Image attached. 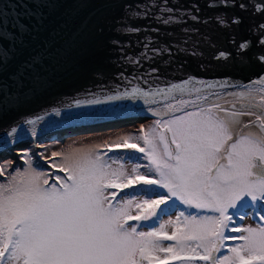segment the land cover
Instances as JSON below:
<instances>
[{
    "label": "snow or ice",
    "instance_id": "1",
    "mask_svg": "<svg viewBox=\"0 0 264 264\" xmlns=\"http://www.w3.org/2000/svg\"><path fill=\"white\" fill-rule=\"evenodd\" d=\"M256 10L264 14V7ZM254 83L262 87L235 94L236 101H246L239 107L233 102L231 108L210 104L185 111L190 101L173 97L165 114L182 115L164 119L153 111L161 116L153 127L104 145L142 157L53 153L49 167L66 174L56 177L59 186L41 182L44 174L31 169L0 184V264H264V77ZM185 89L134 87L87 103L150 104ZM176 201L213 215L176 209L173 219ZM250 208L254 218L259 215L256 227L236 226V217L246 218ZM225 240L239 243L225 254Z\"/></svg>",
    "mask_w": 264,
    "mask_h": 264
},
{
    "label": "water",
    "instance_id": "2",
    "mask_svg": "<svg viewBox=\"0 0 264 264\" xmlns=\"http://www.w3.org/2000/svg\"><path fill=\"white\" fill-rule=\"evenodd\" d=\"M257 5L264 0H0V150L53 126L135 116L111 126L129 127L146 121L137 119L143 112L165 110L173 97L190 101L187 111L261 88L254 83L264 77V14ZM185 84L184 92L150 104L87 103L134 87Z\"/></svg>",
    "mask_w": 264,
    "mask_h": 264
},
{
    "label": "rangeland",
    "instance_id": "3",
    "mask_svg": "<svg viewBox=\"0 0 264 264\" xmlns=\"http://www.w3.org/2000/svg\"><path fill=\"white\" fill-rule=\"evenodd\" d=\"M223 97V96H222ZM239 102V101H238ZM240 103V102H239ZM228 103H224L222 104V106H227ZM193 109H189L187 111L190 110H194ZM144 113V112H143ZM141 113V114H143ZM172 113L168 112L167 114L161 115L164 119H169L170 115ZM183 113H180L178 115H182ZM174 115V114H172ZM161 116H142V115H137V119L140 118H146V121L142 122V123H138V124H134L132 126L129 127H123V128H111V126L114 124L116 125V123L118 122H122V121H127V120H133L136 119L135 116H131L129 118L126 119H120V120H96L95 122H93L92 124H88L87 126H81V128L75 127L73 129H70L64 133H54L51 136H43V135H39V136H34L32 138H29V140H27L24 144L21 145H15L10 144L5 146V154H3L2 156H0V173H3V175H0V180L5 181V185L9 183V181L12 179L13 176H17L19 173L24 172L26 170H34L32 165L26 161V159L22 156V152H25L27 149L30 150L29 146H34L36 147V149L31 153L33 154V157L38 161V164H41L42 167L51 169L53 170H57L56 168H52L49 167L50 164H52L54 161L52 159V154L53 153H62L64 155H68V154H80V153H86L89 151H96L99 152L100 154L104 155L106 153L105 159H108V149L107 147H105L104 145L109 144L113 141L118 140L120 137H124V136H138L140 134V129L143 127L145 129L149 128V127H153L154 126V121L157 119H160ZM152 119V120H151ZM242 119H244L245 121L250 120V119H254V117H243ZM129 120V121H130ZM150 120V121H149ZM62 127H72V126H67V125H63ZM61 126L56 127H50L47 129L51 130V129H55V128H62ZM90 130H101V131H96V132H92V133H85V134H79L76 135V133H82V132H86V131H90ZM245 131H247V129H245ZM49 139L50 141H46L44 142V140ZM53 140V141H52ZM27 143H30L26 150L24 149V151L22 150H16L18 148H22L24 147ZM48 152L50 156H48V154H46L47 156L43 157L44 153ZM120 152H122L120 150ZM124 153H132L131 150H123ZM46 159H48L47 161H45ZM51 159V161H50ZM56 163H62L63 161L57 157L55 159ZM115 167V165H114ZM128 169L130 170V164L127 165ZM9 170H10V174H9ZM36 171V170H35ZM42 173V172H41ZM44 175L41 178V182L43 181V179H49V177H46L45 173H43ZM62 171H59L58 173L53 174L50 178V185L56 184L57 186H59L57 184V179L56 177H61L66 179V176H63ZM109 191H115V189H110ZM163 191V190H161ZM179 205V207L183 210H185L186 212H191L194 215H213V213L210 212H202V211H198L196 209H186L184 207V205H181L179 203V201H176ZM171 205V202H170ZM169 205V206H170ZM173 207V206H172ZM176 207H173V212H172V218L175 219V214H176ZM231 211V210H230ZM169 217L167 215H163L162 219L163 220H167ZM257 222H259V215L256 214L255 218H254V213H251L250 211L247 212V217L242 219L240 226L242 227H256ZM130 224H135V221H129ZM158 226V225H157ZM144 230H147L146 228ZM169 232H171V229H168ZM239 235V233H238ZM232 241V246H235L238 242ZM165 244L171 243L169 241H165ZM226 245H224V253L227 254L226 249ZM172 264H178L177 261H173ZM194 264H203V262L201 261H196L194 262Z\"/></svg>",
    "mask_w": 264,
    "mask_h": 264
},
{
    "label": "trees",
    "instance_id": "4",
    "mask_svg": "<svg viewBox=\"0 0 264 264\" xmlns=\"http://www.w3.org/2000/svg\"><path fill=\"white\" fill-rule=\"evenodd\" d=\"M30 148V150H26L25 152H22V156L26 159V161H28L31 165H32V167H33V169L34 170H36V171H38V172H42V173H45L46 175V177H49V179H48V184L50 185L51 183H50V181H51V176L53 175V174H55V173H58L59 171H57V170H51V169H48V168H43L42 167V165L41 164H38V161L33 157V154H31L35 149H36V147H34V146H29ZM46 154H48V156H50L49 155V153L48 152H45L44 153V155H43V157H45V156H47ZM135 155V156H141L142 157V154H139V153H135V154H133V153H124L123 151L122 152H120V150H114V151H111V152H109L108 153V156H109V158H116L117 156H119V155ZM48 159H46L45 161H47ZM50 161H51V159H50ZM140 163H142V164H147V161L146 160H144V159H141L140 160ZM141 171H147V169L146 168H142L141 169ZM9 174H10V170H9ZM63 174V173H62ZM61 174V175H62ZM0 184H5V181H3V180H0ZM166 194V193H165ZM170 207H172V205H170ZM174 207H176V208H178V209H181L180 207H179V205H178V203L176 202V204H175V206ZM193 210V209H192ZM248 211H250L251 213H254L255 212V210L254 209H248ZM241 219L239 218V216H237L236 217V219L233 221V223L236 225V226H240V224H241ZM226 235L227 236H235V235H238V233H232V232H227L226 231ZM236 242H238V241H236ZM232 241H230V240H225V242H224V245H226L227 247H226V251H227V249L228 248H230L231 246H232Z\"/></svg>",
    "mask_w": 264,
    "mask_h": 264
},
{
    "label": "bare ground",
    "instance_id": "5",
    "mask_svg": "<svg viewBox=\"0 0 264 264\" xmlns=\"http://www.w3.org/2000/svg\"><path fill=\"white\" fill-rule=\"evenodd\" d=\"M247 90V89H246ZM234 94H236V93H233V94H227L226 96H225V98L226 99H234L235 98V95ZM152 112L153 111H146V112H144L143 114H141L142 116H154L153 114H152ZM157 112H159V113H161V115H164L165 114V112H166V109L165 110H157ZM170 112V111H169ZM168 113V112H167ZM37 128H39V127H37ZM49 128V127H48ZM47 128V129H48ZM73 128H75V127H66V128H60V129H58V128H55V129H51V130H48L47 131V129L45 128V130H43V131H38V132H36V131H32V132H29V133H27L26 135H23V136H21V137H18V138H14L13 140H11V143L10 144H15V145H21V144H24L27 140H29V138H32V137H34V136H39V135H43V136H51L52 134H54V133H64V132H66V131H68V130H70V129H73ZM3 154H5V148H3L2 150H0V156H2Z\"/></svg>",
    "mask_w": 264,
    "mask_h": 264
},
{
    "label": "flooded vegetation",
    "instance_id": "6",
    "mask_svg": "<svg viewBox=\"0 0 264 264\" xmlns=\"http://www.w3.org/2000/svg\"><path fill=\"white\" fill-rule=\"evenodd\" d=\"M252 90H258V89H253V88H251ZM247 90H250V89H247ZM247 90H238V92H246ZM256 94H257V96H259V93L258 92H256ZM233 102H236V104H237V107H239V105H240V103H246V101H236L235 99H224V100H218V101H216V102H214L213 104H220V105H222V104H226V103H228V105L227 106H223V107H225V108H231V106H232V103ZM208 106V105H207ZM206 107V106H205ZM171 118V117H170Z\"/></svg>",
    "mask_w": 264,
    "mask_h": 264
}]
</instances>
